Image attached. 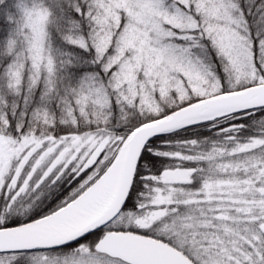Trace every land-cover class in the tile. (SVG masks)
Returning <instances> with one entry per match:
<instances>
[{
  "label": "snow or ice",
  "instance_id": "6c2138e0",
  "mask_svg": "<svg viewBox=\"0 0 264 264\" xmlns=\"http://www.w3.org/2000/svg\"><path fill=\"white\" fill-rule=\"evenodd\" d=\"M0 264H264V0H0Z\"/></svg>",
  "mask_w": 264,
  "mask_h": 264
}]
</instances>
